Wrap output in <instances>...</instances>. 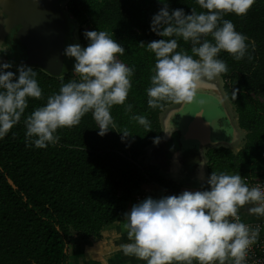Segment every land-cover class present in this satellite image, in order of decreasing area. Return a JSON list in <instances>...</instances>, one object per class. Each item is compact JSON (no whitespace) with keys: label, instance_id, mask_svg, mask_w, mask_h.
<instances>
[{"label":"trees","instance_id":"obj_1","mask_svg":"<svg viewBox=\"0 0 264 264\" xmlns=\"http://www.w3.org/2000/svg\"><path fill=\"white\" fill-rule=\"evenodd\" d=\"M168 3L170 9L183 8L185 13L191 8L203 11L196 0ZM161 7L159 0H66L63 12L70 34L76 32L74 43L86 46L83 32L98 29L125 48L118 59L135 69L125 101L132 109L114 105L115 128L103 136L88 113L78 125L58 129L55 144L31 146L24 135V116L75 78L73 73L51 76L31 66L42 97L29 98L20 123L0 138V264H69L70 246L81 253L101 241L108 227L123 221L138 192L156 186L164 193L181 192L180 184L145 163L147 147L160 135L159 116L172 105L148 106L146 89L155 57L140 44L161 38L150 30L151 17ZM224 18L248 37V55L242 59L223 50L218 54L228 66L220 74L224 90L247 134L237 153L226 147L209 149L207 171L264 178V0H255L246 15L229 13ZM178 45L177 50H190L182 39ZM9 70L15 72L16 67ZM134 115L145 116L149 128ZM125 130L131 135L122 140L120 132Z\"/></svg>","mask_w":264,"mask_h":264},{"label":"clouds","instance_id":"obj_2","mask_svg":"<svg viewBox=\"0 0 264 264\" xmlns=\"http://www.w3.org/2000/svg\"><path fill=\"white\" fill-rule=\"evenodd\" d=\"M159 2L162 7L151 17L150 30L161 38L140 43L155 57L146 89L147 104L154 109L193 101L201 82H211L228 70L218 55L222 50L236 60L248 55V37L224 17L246 15L255 0H196L203 11L191 8L190 13L170 9L168 0ZM83 35L86 46L68 44L63 50L74 58L76 78L62 83L42 106L24 116V135L31 146L55 144L58 129L78 125L88 113L103 136L115 128L114 105L132 109L125 101L135 69L118 59L125 48L104 30H85ZM178 39L190 50H177ZM4 49L0 44V51ZM12 67L11 62H0V138L20 123L29 98L42 97L35 69L20 64L13 72ZM132 118L149 128L145 116ZM120 133L122 140L131 135L127 130ZM153 142L159 143V137ZM206 184L199 190L149 196L135 203L124 213L129 242L121 244L120 251L143 264H247L259 227L243 222L240 213L264 217V187L250 186L239 173L215 171Z\"/></svg>","mask_w":264,"mask_h":264},{"label":"water","instance_id":"obj_3","mask_svg":"<svg viewBox=\"0 0 264 264\" xmlns=\"http://www.w3.org/2000/svg\"><path fill=\"white\" fill-rule=\"evenodd\" d=\"M30 1H33V6L28 8ZM59 1L0 0V44L5 47L3 51H0V62H11L13 67L20 64L34 65L55 77H62L73 72L74 58L65 56L63 50L68 44H74V40L59 8ZM18 26L21 28L16 33V39L24 46L27 58H20L17 55V45L11 42L12 31ZM212 84L208 81L201 82L198 85V91L211 93ZM199 100L198 103V100L194 99L186 104L189 106L188 109H191L190 111L175 104L164 109L159 116L162 132L159 143L154 145L153 155L156 154V150H160L168 141H171L170 138L164 140L163 137L167 134L168 131L164 130H169L174 115V125L181 131L180 150L169 154V160L176 157L177 154L184 153V155L191 156V153L195 156H191L186 167L194 165L200 172L203 170L208 173V150L225 145L233 146L237 141L232 140V144H227L225 141L217 139V117L211 115L210 106L205 99L199 98ZM223 132H225V137H228L231 133H239V128L232 124L229 130L224 129ZM243 138L239 141H242ZM200 152L203 163L199 164L196 153ZM168 167H172V165L169 164ZM180 167L178 166V168ZM202 183H206V180ZM191 185L197 186V184Z\"/></svg>","mask_w":264,"mask_h":264},{"label":"crops","instance_id":"obj_4","mask_svg":"<svg viewBox=\"0 0 264 264\" xmlns=\"http://www.w3.org/2000/svg\"><path fill=\"white\" fill-rule=\"evenodd\" d=\"M228 98V97H227ZM227 107L228 110L230 112L231 115V109H232V105L228 102L227 100ZM232 121L231 123L234 125H237L238 123H236V121L233 120V117L231 116ZM237 127L239 128V133L237 135V137H232L229 135L227 138V140H225L224 138H221V140L219 139V141H225L227 144H232V140L237 141V143L233 146L229 145H225L226 148H235L238 147L241 143L244 144V138L245 135L247 134V132L240 128V126L237 125ZM167 134H165V136L163 137L164 140H169L166 138ZM244 137V138H243ZM241 138H243L242 141H239ZM166 144L169 145H164L166 146L164 148L165 151L170 152L169 154L173 153V144L171 143V141L167 142ZM223 146V147H225ZM154 145L151 148L152 150H150L148 153L149 155L154 158L155 155H153L154 153ZM187 149V148H186ZM159 150H156V153ZM186 153V152H185ZM186 155V154H185ZM189 156V154H187ZM191 156H193L194 154H191ZM191 156H189L191 158ZM195 156V155H194ZM169 158V155H168ZM163 160V157L161 158ZM168 160V159H167ZM165 161L164 163L166 164ZM194 160V158H193ZM163 162V161H162ZM169 164V162H168ZM204 168V167H203ZM205 173V174H204ZM204 174V177L206 176L205 179L201 180L200 179V184H198L197 186H192L191 184H180L181 187V192L184 190H199L202 187H207L206 183H202L205 180L207 181L208 178V173L205 171H201L200 172V177ZM197 177L199 175V173L196 174ZM153 187V188H148L151 192L153 193H159V194H165L161 188H157ZM247 208V206H245V209ZM129 211V210H128ZM241 214L243 216V220L245 222L248 223H264V217H258L256 215H249L246 211H241ZM124 224H125V217L123 219V221H121L119 224L116 225H112L110 227H108L103 234V238L101 241L97 242V243H92L89 244L86 247V250H84V252H77L76 248L71 245L69 248V252H70V258H69V264H143V261H140L138 259H136L135 257H131V256H125L122 251H120V245L123 243H127L128 241V236H127V230L124 228Z\"/></svg>","mask_w":264,"mask_h":264},{"label":"flooded vegetation","instance_id":"obj_5","mask_svg":"<svg viewBox=\"0 0 264 264\" xmlns=\"http://www.w3.org/2000/svg\"><path fill=\"white\" fill-rule=\"evenodd\" d=\"M59 8L61 10V13L63 14V17L65 19V15L63 12V8L66 6V0H60L58 2ZM33 6V1H30L28 8H31ZM65 23H66V19H65ZM67 26V24H66ZM68 27V26H67ZM19 28H21V26L16 27L13 31H12V36H11V42L13 44L17 45V55L20 58H27L26 56V52L24 49V46L18 42V40L16 39V33L19 30ZM69 29V28H68ZM70 33V30H69ZM75 33H73L71 36L73 38V40L75 39L74 36ZM33 66V65H31ZM211 83H213L215 86L212 84V89H211V93L208 92H204L202 90L197 91L194 99H197V103L200 101V99H205L206 102H208V105L211 107L212 103H214V101H219V98H222V100L224 101L223 106L226 107V109L228 110L227 107V94L224 90V80L221 77V75H219L218 77H216L213 81H211ZM193 99V100H194ZM170 106V105H169ZM187 106L186 104L183 105V109L186 110ZM189 111L191 109H188ZM229 111V110H228ZM230 113V112H229ZM172 121L170 123L169 126V131L167 132V139H171V143L174 145L172 152H177L180 150V128H178L176 125H174V120L175 117L174 115L172 116ZM185 118V117H184ZM231 118V115H230ZM232 119V118H231ZM231 122V121H230ZM174 128V129H173ZM161 132H162V128L160 131V135L158 137L161 136ZM175 133V134H174ZM177 138H175L176 136ZM238 133H236L234 136L237 137ZM156 143H153L152 145L148 146L146 149V153H145V163L148 164L150 167H153L157 172H159V174H161L163 177H165L166 179H169L177 184H200V179L203 180L206 178V176L204 177V174L200 177V170H197V167L194 165H190L189 167H186V164L188 162V160H191V158L188 155H184V153L182 154H177L176 157L172 158L169 160L168 155L170 152H167L164 150V148L166 146H162L160 148V150L156 153L155 157L152 158L149 155V151L152 150L151 148L153 147V145H155ZM169 145V144H166ZM163 157V160L161 159ZM196 158H198V162L200 164V162L202 163L203 158L201 156V152L200 153H196ZM168 159V160H167ZM208 159V157H207ZM167 160L169 162V164L172 165V167H168L169 164L168 162H166V164L164 163ZM163 161V162H162ZM178 166H181L180 168H178ZM188 166V165H187ZM183 167V168H182ZM204 167V166H203ZM189 168V169H188ZM197 171H199V175L197 177V175H195V173H197Z\"/></svg>","mask_w":264,"mask_h":264},{"label":"built area","instance_id":"obj_6","mask_svg":"<svg viewBox=\"0 0 264 264\" xmlns=\"http://www.w3.org/2000/svg\"><path fill=\"white\" fill-rule=\"evenodd\" d=\"M73 73V72H72ZM75 77V76H74ZM76 78V77H75ZM244 182L249 184L250 186L259 185L264 187V178L263 177H255L248 176L244 177ZM165 195H175V193H165V194H155L153 192L148 191H140L135 195V202L138 203L143 199L151 196L152 198H160ZM241 215V219L243 220V216ZM243 222H245L243 220ZM252 227H259V235L255 243L250 247L247 256V264H264V223H248L245 222Z\"/></svg>","mask_w":264,"mask_h":264},{"label":"rangeland","instance_id":"obj_7","mask_svg":"<svg viewBox=\"0 0 264 264\" xmlns=\"http://www.w3.org/2000/svg\"><path fill=\"white\" fill-rule=\"evenodd\" d=\"M74 36L77 39L76 32H75ZM219 100H220V102L219 101H214V103H212V105L210 107V113H211L212 116H216L217 117V139L221 140V138L225 137V132H223L224 129H227V130L230 129V126L232 125V123L230 121H232V119L230 118L229 111L226 109L225 106H223L222 98H219ZM227 100L231 104V102H230V100L228 98H227ZM188 108H189V106H187L186 109H188ZM230 111H231V116L233 117V120L236 121V123H238V115L236 113L235 106L232 105V109ZM237 125L239 126V123ZM233 134L235 135V133H231L230 134L231 138L234 137ZM175 138H177V136ZM227 138H229V137H225L224 139L227 140ZM244 140H245V138H244ZM243 145L244 144L241 143L238 147L232 148L231 150L234 153H237L243 147ZM172 146H174V145H172Z\"/></svg>","mask_w":264,"mask_h":264}]
</instances>
